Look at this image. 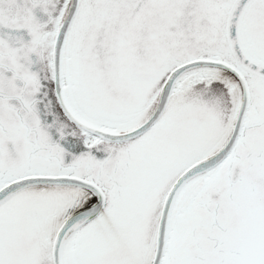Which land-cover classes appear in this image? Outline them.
<instances>
[{
    "label": "snow or ice",
    "instance_id": "1",
    "mask_svg": "<svg viewBox=\"0 0 264 264\" xmlns=\"http://www.w3.org/2000/svg\"><path fill=\"white\" fill-rule=\"evenodd\" d=\"M0 264H264V0H0Z\"/></svg>",
    "mask_w": 264,
    "mask_h": 264
}]
</instances>
